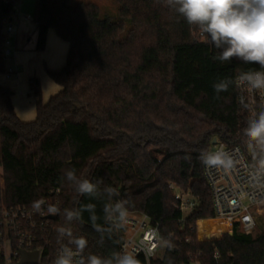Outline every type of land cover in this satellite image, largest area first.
I'll use <instances>...</instances> for the list:
<instances>
[{"label": "trees", "instance_id": "trees-1", "mask_svg": "<svg viewBox=\"0 0 264 264\" xmlns=\"http://www.w3.org/2000/svg\"><path fill=\"white\" fill-rule=\"evenodd\" d=\"M112 1L119 7L117 19L101 17L88 1L36 0V50H45L52 30L69 45L67 62L61 70L47 71L60 87L47 102L41 81L30 80L33 122L18 119L13 92L0 86V207L30 210L34 201H50L61 209L43 232L47 264L69 244L67 235L58 236L59 227L87 239L85 256L121 252L125 228L101 241L87 211L81 221L65 220L64 209L93 203L96 223L107 227L106 200L80 195L67 181L66 170L75 168L81 179L102 178L101 189L114 188L119 193L114 199L129 201V214L148 216L159 225L161 237L172 241L174 247L164 248L163 257L152 264H264V220L249 235L236 222L215 228L207 223L214 218L212 196L198 159L214 140L245 144L247 115L236 103L235 84L218 96L213 84L264 69L236 58L214 59L217 50L197 41L192 32L199 29L164 0ZM19 3L0 0V75L7 71L5 30ZM171 186L198 204L183 224Z\"/></svg>", "mask_w": 264, "mask_h": 264}, {"label": "clouds", "instance_id": "clouds-1", "mask_svg": "<svg viewBox=\"0 0 264 264\" xmlns=\"http://www.w3.org/2000/svg\"><path fill=\"white\" fill-rule=\"evenodd\" d=\"M166 6L179 14L190 26H195L206 35L208 42L217 50L214 59L221 62H230L233 58L245 64H258L264 69V0H164ZM235 84L240 89L257 91L264 99V70L241 71L235 80L230 77L220 79L213 84L217 96L227 92ZM248 108L247 104H244ZM242 134L245 137V148L251 158V167L248 169L249 182L256 187H264V103L252 108L251 115L246 121ZM198 159L206 171L212 170L230 174L240 163L238 150L226 151L223 148L214 152L203 151ZM65 177L80 195H87L97 199H105L103 206L104 221L107 227L97 224L99 217L96 214V205L85 204L79 209H64L63 215L67 222L81 221L82 213H90L93 228L109 238L114 232H119L129 223V201L114 199L119 193L112 187L100 188L102 178L96 182L81 179L75 168L68 169ZM33 208L39 212L41 202L34 201ZM51 214H60L61 209L49 206ZM58 236L67 235L69 244L60 248L53 264H141L138 251L143 250L146 256L154 254L157 247L172 249L170 239L160 237L156 230L146 235L141 241L142 249H125L113 252L108 257L95 254L85 256L84 252L88 241L84 237H73L69 228H57ZM74 245V247L69 246ZM219 259L217 255L215 257ZM171 264V261L168 262Z\"/></svg>", "mask_w": 264, "mask_h": 264}, {"label": "built area", "instance_id": "built-area-1", "mask_svg": "<svg viewBox=\"0 0 264 264\" xmlns=\"http://www.w3.org/2000/svg\"><path fill=\"white\" fill-rule=\"evenodd\" d=\"M13 32V27L7 25L5 33L7 39L5 41L3 54L5 59H11L14 51L11 41L8 38ZM201 43L212 46L207 37L198 32L196 38ZM14 70H7L6 76L13 77ZM236 88V103L248 117L251 115L252 108L259 103H264L261 94L257 91ZM248 105V108L244 107ZM223 148L226 151L238 150L240 163L236 169L230 174L217 172L212 170L209 174L204 167V176L208 188L212 196V206L214 218L207 221L209 225L213 222H218L222 225H228L232 222L238 223L243 234H253L259 226V216L264 210V187L253 186L249 182L248 169L251 167V158L247 154L245 144L243 146H227L224 143L217 141L213 145L210 152H214ZM3 174L2 166L0 165V177ZM0 186H3V181L0 179ZM170 189L174 192V207L181 212V224L190 216L196 209L198 204L188 195L174 186ZM56 195L60 194L57 190ZM49 206H56V203L50 201L41 203V210L37 212L35 209L24 208H8L5 205L0 207V261L3 264H19L22 261V252L33 253L38 252V264H47L45 258V249L49 246L44 239L43 232L49 223V217L54 216L47 211ZM57 207V206H56ZM125 240L121 251L127 248L142 249L141 241L146 235L156 230L160 237L159 225L154 224L146 215L129 214V223L125 227ZM63 247V246H62ZM61 248V247H60ZM59 249L54 254V259L59 253ZM164 254V247H157L154 254L146 256L143 250L138 251V258H144L146 264H152L155 260L161 259ZM219 256L218 253L215 254ZM216 259V258H215ZM217 260V259H216ZM189 264H201L198 260L192 261Z\"/></svg>", "mask_w": 264, "mask_h": 264}, {"label": "crops", "instance_id": "crops-1", "mask_svg": "<svg viewBox=\"0 0 264 264\" xmlns=\"http://www.w3.org/2000/svg\"><path fill=\"white\" fill-rule=\"evenodd\" d=\"M19 7L16 8L19 12L17 29L13 28V32L8 35L14 54L6 61V69L14 70L15 74L11 78L6 74L0 75V86L9 88L13 92L12 104L18 119L23 123H29L36 119V100L31 96L30 80L36 77L41 81L44 102L55 96L60 91V87L50 80L47 71H58L66 65L69 45L51 30L48 33L45 50L38 52L37 28L33 21L32 25L24 22L28 20L22 19L21 3ZM32 18L33 13H30V20ZM35 36L36 41L33 42ZM49 81L56 87H52Z\"/></svg>", "mask_w": 264, "mask_h": 264}, {"label": "rangeland", "instance_id": "rangeland-1", "mask_svg": "<svg viewBox=\"0 0 264 264\" xmlns=\"http://www.w3.org/2000/svg\"><path fill=\"white\" fill-rule=\"evenodd\" d=\"M78 1H88V2H91V3H94L95 5H97V7L100 10L101 17H110L112 19H117L118 18L119 7L112 0H77V2ZM20 3H21V11H22L21 13H22V17H23L22 19L23 20L27 19L28 22L27 21H24V22L26 24L29 23V24L32 25L33 23H32V20H30V13L34 14L36 0H20ZM18 7H19V4H18L17 8ZM18 22H19V12L16 11L15 16L13 17V21L11 22V25L13 26L14 30L17 29ZM192 33H193V36L195 38H197L198 30L194 29V31ZM29 34H30V32H29ZM35 41H36V36L34 37V41L33 42H35ZM7 60H10V59H7ZM50 85L52 87H54V86L56 87V85H54L52 82H50ZM263 220H264V210L261 212V215L259 216V226H258V228L262 226ZM221 225L222 224H220L218 222H213L211 226H212V228H215V227H218V226H221ZM203 227L206 228V226H203ZM258 228L256 229V231L258 230Z\"/></svg>", "mask_w": 264, "mask_h": 264}, {"label": "water", "instance_id": "water-1", "mask_svg": "<svg viewBox=\"0 0 264 264\" xmlns=\"http://www.w3.org/2000/svg\"><path fill=\"white\" fill-rule=\"evenodd\" d=\"M217 143V140H214L212 142V145H215ZM50 220L54 219V216L49 217ZM22 261L19 264H38V258H39V253L38 252H33V253H26L22 252Z\"/></svg>", "mask_w": 264, "mask_h": 264}]
</instances>
